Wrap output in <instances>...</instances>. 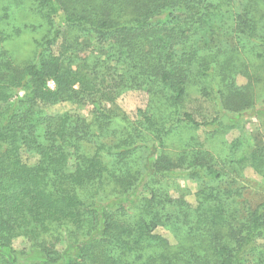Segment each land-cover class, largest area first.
I'll return each instance as SVG.
<instances>
[{"label":"trees","instance_id":"trees-1","mask_svg":"<svg viewBox=\"0 0 264 264\" xmlns=\"http://www.w3.org/2000/svg\"><path fill=\"white\" fill-rule=\"evenodd\" d=\"M33 10L46 32L29 62L4 49L21 30L0 28V264H264V201L232 208L226 169L248 166L264 188V0ZM136 90L146 106L130 117L117 100ZM61 103L90 107V120L44 111ZM249 117L261 145L214 155L222 119ZM177 179L196 185L194 207Z\"/></svg>","mask_w":264,"mask_h":264},{"label":"rangeland","instance_id":"rangeland-1","mask_svg":"<svg viewBox=\"0 0 264 264\" xmlns=\"http://www.w3.org/2000/svg\"><path fill=\"white\" fill-rule=\"evenodd\" d=\"M59 20L57 19L56 23ZM0 28H16L21 32L18 36H14L4 43V49L11 55L13 61L17 65H23L29 62L33 57L34 41L40 39L46 32V26L40 16L33 10V0H0ZM237 85H244L246 79L242 76L236 78ZM147 96L142 91H130L122 94L117 100L119 107L130 117H134L138 109H144L146 106ZM193 105V101L190 103ZM201 107V110L195 111L196 115L202 114L205 117L212 118L214 113L211 106L207 104H197L194 108ZM47 114L57 115L62 113H70L72 115L81 116L90 120V107L76 106L68 103H61L44 108ZM199 111V113H197ZM210 111V112H209ZM222 130L218 135L207 141V146L212 153L222 158L228 157L229 148L234 142H242L245 147V153L250 152L253 147L261 145V126L260 121L255 117L245 118L235 125L227 124L226 119H222ZM200 139L204 136L200 134ZM28 164H32L34 159L24 156ZM227 175L235 184L236 195L228 202L232 208L246 209L264 201V188L260 186L261 178L254 173L250 167L241 166L240 171L229 169ZM233 168V167H232ZM177 185L185 194V199L193 207L196 205L195 191L196 185L186 179H177ZM177 191H172L173 197H177ZM157 233L168 237V234L162 229H158ZM16 249L24 248L25 243L22 239H17L13 243Z\"/></svg>","mask_w":264,"mask_h":264},{"label":"built area","instance_id":"built-area-1","mask_svg":"<svg viewBox=\"0 0 264 264\" xmlns=\"http://www.w3.org/2000/svg\"><path fill=\"white\" fill-rule=\"evenodd\" d=\"M47 86H48L50 89H52V88H53V83H52V82H48V83H47Z\"/></svg>","mask_w":264,"mask_h":264}]
</instances>
